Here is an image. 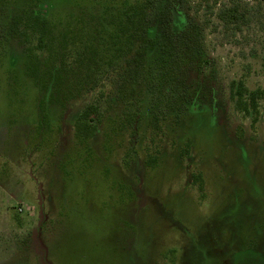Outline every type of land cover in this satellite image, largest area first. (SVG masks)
Segmentation results:
<instances>
[{"label":"rangeland","instance_id":"rangeland-1","mask_svg":"<svg viewBox=\"0 0 264 264\" xmlns=\"http://www.w3.org/2000/svg\"><path fill=\"white\" fill-rule=\"evenodd\" d=\"M33 1L0 0V256L17 255L19 264L37 256L52 264H264V96L255 124L231 98L234 82L264 91V16L226 42L212 4L186 0L174 28L194 31L208 65L188 74L178 124L170 114L152 128L147 96L135 133L123 100L109 95L114 70L65 104L45 103L43 122V94L17 38L16 15ZM44 3L64 20L93 5ZM101 93L102 123L80 143L76 122Z\"/></svg>","mask_w":264,"mask_h":264},{"label":"trees","instance_id":"trees-1","mask_svg":"<svg viewBox=\"0 0 264 264\" xmlns=\"http://www.w3.org/2000/svg\"><path fill=\"white\" fill-rule=\"evenodd\" d=\"M89 1L93 5H83L80 13L66 20L51 15L54 7L44 0L23 5L16 15L18 41L30 56L27 74L43 94V122L48 116L45 103L65 104L85 89L96 88L101 82L98 78L109 77L114 70L115 83L119 82L109 95L117 94L123 100L127 123L135 133L147 96L153 110L152 128L159 129L170 114L178 124L186 112L188 74L208 65L203 43L194 31L190 27L180 31L174 28L186 0H122L121 4L109 0L111 5L101 8L96 7L101 0ZM207 2L212 4L209 10L218 21L214 30L221 28L226 42L238 39L246 28L263 21L264 0ZM95 67L103 70L98 73ZM104 96L101 93L80 114L75 126L80 143L97 134ZM263 96L264 91H251L243 82L232 84L236 110L254 124ZM150 163L155 166L156 160Z\"/></svg>","mask_w":264,"mask_h":264},{"label":"flooded vegetation","instance_id":"flooded-vegetation-1","mask_svg":"<svg viewBox=\"0 0 264 264\" xmlns=\"http://www.w3.org/2000/svg\"><path fill=\"white\" fill-rule=\"evenodd\" d=\"M2 264H19V263L7 261V262H3ZM32 264H52V262H50V257L37 256L36 261Z\"/></svg>","mask_w":264,"mask_h":264},{"label":"crops","instance_id":"crops-1","mask_svg":"<svg viewBox=\"0 0 264 264\" xmlns=\"http://www.w3.org/2000/svg\"><path fill=\"white\" fill-rule=\"evenodd\" d=\"M1 253H3V252H1ZM1 255H3V256H0V264H2L3 262H7V261L14 262V260L17 257V255H14V254H11V255H9V254L8 255L1 254Z\"/></svg>","mask_w":264,"mask_h":264}]
</instances>
